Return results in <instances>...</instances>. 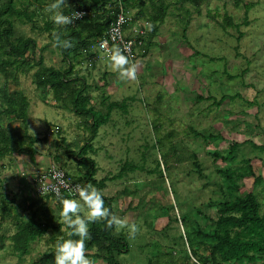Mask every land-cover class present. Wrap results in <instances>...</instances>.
Masks as SVG:
<instances>
[{
    "label": "rangeland",
    "instance_id": "obj_1",
    "mask_svg": "<svg viewBox=\"0 0 264 264\" xmlns=\"http://www.w3.org/2000/svg\"><path fill=\"white\" fill-rule=\"evenodd\" d=\"M144 1L141 8L138 0H127L124 9L127 32L133 31L136 22L155 25L147 32L145 57L137 60L138 81H124L93 46L98 37H85L83 43L70 32L78 20L65 27L54 25L45 11L52 0H13L7 15L13 32L8 38L16 42L17 37L31 36L36 45L14 59L8 72H0V109L13 92H21L28 100L25 120L6 114L0 117V129L19 134L15 148L22 150L0 157V264H31L53 247V233L60 236L50 228L22 254L11 246L10 235L20 221L33 211L46 217L39 208L51 212L53 223H62L60 203L35 191L33 173L51 165L71 174L84 173V165L79 167L64 146L80 149L89 136L90 118L76 113L65 96L55 97L48 86L36 85L34 72L40 58L45 65L63 69L71 63L74 84H88L83 94L97 110L105 111L111 100L129 97L126 109L114 107L106 125L99 127L91 141L95 148L83 153L98 164L88 184L111 198L116 214L140 228L135 239L128 237L127 229H113L129 247L127 253L115 252L120 264H193L199 257L191 254L192 248L200 254L206 249L200 237L192 240V227L183 226L182 214L193 217L201 228H210L220 200L248 191L255 192L262 210L264 0ZM67 2L73 11L95 15L87 9L90 0ZM161 2L167 9L163 20L156 22L151 5ZM6 3L0 0V7ZM245 3L251 4L247 23L243 22ZM114 5L108 4L107 10L112 12ZM70 9L63 11L70 14ZM96 14L100 17L103 11ZM225 14L230 15V23ZM54 31L66 32L63 38L73 40L68 59L62 48L52 46ZM222 94L232 97L213 103L212 97L219 99ZM26 134L42 139L29 145ZM209 134L220 136L210 138ZM232 142L237 144L231 147ZM124 161L135 168H125L118 175ZM185 251L189 259L181 261L187 256ZM89 258L107 264L102 258ZM232 264H264V253L256 261Z\"/></svg>",
    "mask_w": 264,
    "mask_h": 264
},
{
    "label": "trees",
    "instance_id": "obj_2",
    "mask_svg": "<svg viewBox=\"0 0 264 264\" xmlns=\"http://www.w3.org/2000/svg\"><path fill=\"white\" fill-rule=\"evenodd\" d=\"M122 1L123 10L126 9L127 0ZM197 1V0H194ZM114 3L112 12L107 10V5ZM141 8L144 7L145 1L138 0ZM118 0H90L87 9L92 11L95 15H84L82 19L77 21V25L70 27V32L77 38L100 37L106 30L110 22L116 17L119 11ZM13 0H7L5 7H0V72H8L7 66L14 61L17 57H22L26 54L29 48H34L36 45L35 39L31 36L17 37V41H13L8 37L11 36L12 22L8 18V12L12 10ZM154 8L153 20L160 22L165 16L167 4L161 2L160 4H152ZM245 18L244 23H247V11L250 9L251 4L245 3ZM103 11V15L99 17L96 14L97 11ZM105 12V13H104ZM226 22L230 23V15L225 14ZM29 19V16H28ZM238 28L239 23L233 22ZM47 29L50 28V23L47 22ZM83 31H86V35H83ZM240 31V35H241ZM51 35V33H49ZM142 38V37H141ZM146 39L142 38L143 45H146ZM145 41V42H144ZM64 51L65 59H68V51ZM30 64V63H29ZM38 67L35 70L34 82L39 87L48 86L51 88L55 97H64L71 103L73 110L76 113L87 115L90 118V124H88L89 136L85 143H83L79 150L74 151L69 148V145H65L64 149L67 153H72L75 160L84 165L85 172L83 174H71L76 179L83 181L85 184L90 183L94 179L93 174L97 169L95 160L92 157L86 156L83 153L92 147V140L96 136L99 127L109 120L111 110L114 107L120 109H126V99L121 101H111L106 105V110L101 111L94 108L89 103V96L84 95L83 91L88 84L81 82L80 85H75V77L71 76V66L65 69L61 67H55L53 65H45L41 62V58L37 61ZM238 95V94H236ZM232 97L228 94H222L219 99H213V103L218 104L226 97ZM27 97L21 92H13L7 94L6 106L0 109V117L3 114L14 115L22 120L26 119L27 112ZM192 130L196 132L193 128ZM19 134H10L3 128L0 129V157L6 152L20 150V146L15 148V142L18 141ZM210 138L214 136H220L219 134H209ZM29 145H32L35 141H39L40 137L26 134ZM237 142H232L230 145L234 147ZM15 148V149H14ZM27 149L31 150V147ZM27 150V151H29ZM217 155L222 156L220 152H216ZM198 164V163H196ZM125 168H135L132 164L123 162L118 175L125 171ZM112 177V176H111ZM105 178L100 180L101 184L104 183ZM47 195V194H45ZM55 203H59L58 200L52 196ZM105 205L115 213V209L112 205V200L109 196L104 195ZM46 217L42 218L36 211L23 221H20L16 230L10 235L11 246L18 253H26L30 248L31 241L42 236L48 229L52 228L55 232H58L59 237L52 234L56 241L51 249L43 251L36 260L31 264H54L55 246L57 241L61 238H68L65 231L61 229L62 223H53V216L51 212H47L46 208H39ZM180 220L185 227L187 224L192 227L190 232L192 240L195 242L200 237L203 243L206 253H199L196 248H192L191 254H195L199 257L193 264H232L234 262H241L245 260L256 261L259 255L264 253V205L261 210V203L258 201L255 192L248 191L244 195L236 196L232 199L225 198L219 201L217 205V215L213 219V225L209 228H201L198 226L197 221L190 217L188 214H182ZM114 229V228H113ZM113 229H106L104 222L93 223L89 226L91 239L86 242L87 254L91 258H102L107 264H120L115 256V252L127 253L129 250L127 240L119 238L113 234ZM185 229V228H184ZM186 231V230H185ZM184 231V235L186 232ZM75 238V237H73ZM94 249L93 252L91 250ZM186 252V251H185ZM167 253V252H166ZM190 254V255H191ZM171 252H168V257ZM184 259H189V254L186 252ZM192 255V256H193ZM170 260V259H169ZM168 260V261H169ZM186 261V260H185ZM170 262V261H169ZM186 264V263H182Z\"/></svg>",
    "mask_w": 264,
    "mask_h": 264
},
{
    "label": "clouds",
    "instance_id": "obj_3",
    "mask_svg": "<svg viewBox=\"0 0 264 264\" xmlns=\"http://www.w3.org/2000/svg\"><path fill=\"white\" fill-rule=\"evenodd\" d=\"M70 6L67 0H52L45 9L57 28L73 24L82 19L83 12L73 11L65 14L64 9ZM155 25L151 21H145L143 28L146 32L153 31ZM144 35V32L138 33ZM67 33L54 31L52 33L54 48L65 50L74 47L71 38H63ZM130 44L118 43L107 50L112 70L118 73V77L124 81H138V62L129 54ZM63 183V181H61ZM67 187V185H65ZM56 199L61 205L60 218L65 226L68 238H61L55 246L54 264H96L87 254L86 242L91 239L89 226L93 223L104 222L106 229H127V235L135 239L140 232L135 222L129 221L127 217H121L111 211L105 205L104 193L92 184L76 185L74 189L69 188L67 194H62L59 187L52 188ZM78 197V198H76ZM75 237V238H73Z\"/></svg>",
    "mask_w": 264,
    "mask_h": 264
},
{
    "label": "built area",
    "instance_id": "obj_4",
    "mask_svg": "<svg viewBox=\"0 0 264 264\" xmlns=\"http://www.w3.org/2000/svg\"><path fill=\"white\" fill-rule=\"evenodd\" d=\"M120 2V0H118ZM84 13V11H81ZM127 16L123 10L122 5H119V11L116 17L110 22L103 34L97 38L93 46L99 52V55L107 56V50L118 43L130 44L129 54L135 61L138 59L137 48L143 43L142 38L145 39L147 32L143 28L144 22H136L131 34L126 31ZM144 32V35L138 33ZM142 37V38H141ZM35 183V191L39 195L49 194L54 196L53 187H59L62 194H67L69 188L74 189L76 185H85L79 179L73 177L67 170L59 165H51L45 169L38 170L32 175ZM63 181V183H61ZM67 185V187L65 186ZM56 198V197H55Z\"/></svg>",
    "mask_w": 264,
    "mask_h": 264
},
{
    "label": "crops",
    "instance_id": "obj_5",
    "mask_svg": "<svg viewBox=\"0 0 264 264\" xmlns=\"http://www.w3.org/2000/svg\"><path fill=\"white\" fill-rule=\"evenodd\" d=\"M126 29V33L127 34H131L132 32L131 31H129V32H127V28H125ZM131 32V33H130ZM146 39V38H145ZM145 42V41H144ZM137 52H138V54H139V56H138V61H140L141 59H143L144 57H145V55H146V51H145V47H144V45H143V43L137 48ZM137 61V62H138ZM142 62V61H141ZM127 98H129V97H126V98H122V99H127ZM111 101H115V100H111ZM110 101V102H111ZM108 103H106V105H107ZM106 125V123H104V124H102L101 126H105ZM68 145V144H67ZM70 147V146H69ZM95 147L93 146V144H92V147H91V149L93 150ZM96 150V149H95ZM84 155H86V154H84ZM87 156V155H86ZM90 157V156H89ZM94 159V158H93ZM74 161L76 162V160L74 159ZM96 165H98V164H96ZM72 167V169L73 168H75L74 166H71ZM79 167H80V165H79ZM76 169V168H75ZM77 170V169H76ZM68 171V170H67ZM83 171L85 172V167H84V169H83ZM81 173V172H80ZM75 174V173H74ZM94 175V174H93ZM105 195V194H104Z\"/></svg>",
    "mask_w": 264,
    "mask_h": 264
}]
</instances>
